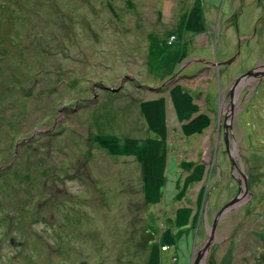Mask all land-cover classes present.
<instances>
[{
  "label": "rangeland",
  "instance_id": "rangeland-1",
  "mask_svg": "<svg viewBox=\"0 0 264 264\" xmlns=\"http://www.w3.org/2000/svg\"><path fill=\"white\" fill-rule=\"evenodd\" d=\"M235 49L228 78L200 62ZM262 56L264 0H0V251L13 264H192L213 236L199 262L264 264V140L247 118L264 127ZM248 71L232 110L229 86ZM96 139L105 151L86 161ZM229 151L246 178L234 165L232 176ZM73 169L81 178L58 188ZM141 188L146 218L133 208ZM204 192L208 204L195 200ZM60 199L115 221L119 248L100 230L98 250L68 243V221L50 207Z\"/></svg>",
  "mask_w": 264,
  "mask_h": 264
},
{
  "label": "trees",
  "instance_id": "trees-1",
  "mask_svg": "<svg viewBox=\"0 0 264 264\" xmlns=\"http://www.w3.org/2000/svg\"><path fill=\"white\" fill-rule=\"evenodd\" d=\"M239 53H240L239 49L238 50L235 49V56H233V57H235V59H236V56H238ZM232 58H229L227 61L214 62V63L210 62V61H207L206 59H200V62H204V66L205 67H208L210 64H211V66H215L216 68H218L217 75L219 77L225 76L226 78H228L226 76V72L227 71L224 70L223 68H225L224 66L230 65L235 60L234 59L230 63H227ZM201 70L203 71V69H201ZM204 73L209 75L207 73V69H206V71ZM126 75H128V74H124V76H126ZM132 77H134V76L132 75ZM94 81L95 80H92V82H94ZM132 81H133V83L136 86H139V87H142V88L151 89V88H155L156 87V86L155 87H148L145 84L140 85L134 79H132ZM53 83H54V81L49 82V84H53ZM101 86H102V88H107L108 89V86L105 84V82H101ZM233 87L234 86L231 85V86H229V89H228V92L230 91V96H229L230 100H231V96H235L233 91H232ZM145 94L147 95V93H145ZM252 95H253V93H252ZM236 98H237V96H236ZM253 102H255V101L253 100ZM14 117L11 118L10 126L8 128H14L15 127V121L13 119ZM247 118L252 120V122H253V123H251L249 125L248 130L250 129L251 132L258 133L257 137L261 139V141H258V142L263 143V140H264V127L261 128L260 130H256L257 128L253 125L254 124V120L251 119L250 117H247ZM60 133H61V131L58 130L55 135H57V134L59 135ZM30 138H32V140H33L34 137L30 136L28 139L26 138V139L21 140L22 143H21V146L19 148H22L23 146H27L28 143H30L32 141V140L29 141ZM26 140H28L27 143H25ZM45 147H46L45 148V152H46L45 156H53L54 153H56V149L59 147V144H52V143L49 142L47 145H45ZM15 149H17L16 145H15ZM82 149H81V151H82L86 161L88 160V156L93 152V149L98 151L100 154H102L105 151L104 145H102L97 139H96V144L95 143H93V144H84ZM98 161H99L100 164H102V162L99 160V158H98ZM99 168L103 171V169H102V167L100 165H99ZM74 172H75V169H73L70 172H68L67 174H65L63 179H58L56 181L57 187L58 188L65 187L66 186L65 180L66 179H72V175H74V178L75 177L81 178V174L80 173H78V172L74 173ZM103 172H105V171H103ZM43 175H45V174H43ZM107 185H108V183H107ZM0 186H2V184ZM94 186L98 190V195L95 196V199L93 198L95 200V202L98 203V204H95V205L97 207L99 205H102L103 207L106 206L107 203H106V199L104 197L105 192L99 186H97L95 183H94ZM130 189H133V188H129V191H130ZM139 192H140V188H139ZM143 193L144 192H143V190L141 188V194H139V198H141V195H142V207H141L142 209L138 205H137V207H133V208L137 212H140V211L144 212V215H145V218H146L147 205H146V199L144 198ZM88 195H90L89 197H91L93 194L90 191V194H88ZM69 201L70 200H67V199H60V200H58L56 202L55 206H53V205L50 206L51 209L55 207L54 208L55 212L58 210L57 217L60 220L66 219L68 221V224H69V227L67 226L68 233H69V235H68V243L70 241H72L73 239H75V238H79V239L85 241L86 242L85 246L90 248L92 251L98 250L99 249V242H102V243L104 242V237L100 234L99 230L105 232L108 235V237H110V238L113 237V241L114 242H116L118 240L116 235L114 234L115 227H117L115 221L112 223V225H110L108 223L107 225L104 226V223L107 222V221L103 220L101 218L102 216L94 215L92 213H88L84 209H82L83 207H81L80 203L73 202V201L69 202ZM112 201H114V197L112 198ZM65 202H66V205H63ZM85 205H89L88 209H87L89 211L91 205L90 204H85ZM67 207L70 208V213L73 212L74 210L78 211L79 214L81 215L80 219L67 216L66 215ZM11 209H13V208H8V211H10ZM42 215H45V212H43ZM0 224H2L1 221H0ZM76 224H80V225L76 226ZM4 225L5 224L0 225V228L2 227V229H4V227H3ZM142 231L144 232V234H146V232L148 231L147 226L145 224H144V227L142 226ZM70 234L72 236H70ZM151 239L152 238L147 239L145 237V239L143 240L142 243L136 242L137 246H138V249H139V247H142V249L145 250L148 246H150ZM117 245H118V248H119V240L117 242ZM166 245H168V244H166ZM68 247H69V250H71L73 248V247H70V245H68ZM168 247H169V245H168ZM211 251H212V246H210V248H209V254L211 253ZM209 254H208V258L203 260V261H206V264H215V261H216L215 259L213 261H209ZM71 255H72V252H71ZM225 255L226 254H223V257H225ZM127 256H128V254L124 255L122 258H127ZM147 258H148V255L145 258V263L147 262ZM13 259L14 258L9 259V257L5 253H2L0 251V264H13ZM227 260L228 259L223 260V258H222L219 261V264H222V263L223 264H227Z\"/></svg>",
  "mask_w": 264,
  "mask_h": 264
},
{
  "label": "water",
  "instance_id": "water-1",
  "mask_svg": "<svg viewBox=\"0 0 264 264\" xmlns=\"http://www.w3.org/2000/svg\"><path fill=\"white\" fill-rule=\"evenodd\" d=\"M235 59V57H233L230 61H228L227 63H230L232 60H234ZM258 69L259 70H254V71H258L259 73H261V74H263L264 73V64H262V65H260L259 67H258ZM251 74H254V72L253 71H248V72H246V73H244V74H242L241 76H239V77H237L235 80H234V82H233V86H238V85H241L243 82H244V80L246 79V76H249V75H251ZM126 76H128V75H126ZM112 88H115V87H108V89H112ZM115 89H118V88H115ZM236 100V95L235 96H231V109L232 110H234V105H233V103H234V101ZM22 143V142H21ZM16 147H17V144H16ZM15 151H17V149H15ZM238 154V151H237V149H236V147H235V152H234V154H233V156H236ZM233 156H232V152L231 151H229V158L231 159V164H232V170H231V174H232V176L234 177V175H233V170H234V168H233V165L235 166V169H236V171H238L240 174H242V176L244 177V178H246V175L244 174V173H242V170L241 169H239L238 168V166H237V164H236V162H234V160H233ZM238 182H239V179H236ZM241 183V182H240ZM243 183L245 184V187H244V191H246L247 192V179H243ZM242 189H243V187H241ZM203 196H204V194H203ZM236 198H234V199H231V201L228 203V204H226L225 206H223V207H221L220 209H219V211H218V213H217V215L215 216V218H214V221H213V223H212V226L210 227V228H212V229H215L216 227H217V223H216V221L217 220H219L220 218L219 217H221L227 210L229 211V210H231V209H234V208H230V205L234 202V200H235ZM213 236H210V238H209V240L207 241V243L205 244V249H204V251H205V253H206V251H207V249L209 248V246H210V244L212 243V241H213ZM205 253H203V249H201L199 252H198V254H197V257L195 258V260H194V264H199L200 262H199V259H200V257H202L203 256V254H205ZM203 264H204V262H202Z\"/></svg>",
  "mask_w": 264,
  "mask_h": 264
},
{
  "label": "bare ground",
  "instance_id": "bare-ground-1",
  "mask_svg": "<svg viewBox=\"0 0 264 264\" xmlns=\"http://www.w3.org/2000/svg\"><path fill=\"white\" fill-rule=\"evenodd\" d=\"M236 182H237V184L239 185L241 181L238 182V181L236 180ZM203 184H205V183L203 182ZM208 187H210V183H209V182L206 183V189H207ZM206 189H205V190H206ZM209 193H210V192H209ZM209 193H205V192H204V195H207V194H209ZM195 200H196V201L205 202L206 204H208V203L210 202V198L207 200V197H206V196H199V197L195 198ZM161 251H164V250H161ZM165 251H166V250H165Z\"/></svg>",
  "mask_w": 264,
  "mask_h": 264
},
{
  "label": "clouds",
  "instance_id": "clouds-1",
  "mask_svg": "<svg viewBox=\"0 0 264 264\" xmlns=\"http://www.w3.org/2000/svg\"><path fill=\"white\" fill-rule=\"evenodd\" d=\"M167 247H168V245H167ZM167 249H169V247H168ZM167 249H165V250H167ZM194 250H195V249L193 248V256H192V257H193V262H192V264H194V260H195V258H196V257H195V253L197 252V250H195V252H194Z\"/></svg>",
  "mask_w": 264,
  "mask_h": 264
},
{
  "label": "flooded vegetation",
  "instance_id": "flooded-vegetation-1",
  "mask_svg": "<svg viewBox=\"0 0 264 264\" xmlns=\"http://www.w3.org/2000/svg\"><path fill=\"white\" fill-rule=\"evenodd\" d=\"M241 49V48H240ZM240 51V50H239ZM263 57V60H262V63H264V56H262ZM261 62V61H260ZM253 197H254V194L252 195Z\"/></svg>",
  "mask_w": 264,
  "mask_h": 264
},
{
  "label": "crops",
  "instance_id": "crops-1",
  "mask_svg": "<svg viewBox=\"0 0 264 264\" xmlns=\"http://www.w3.org/2000/svg\"><path fill=\"white\" fill-rule=\"evenodd\" d=\"M260 141H261V139H260ZM199 221V220H198ZM169 234H173V232H170ZM170 249V248H169Z\"/></svg>",
  "mask_w": 264,
  "mask_h": 264
}]
</instances>
